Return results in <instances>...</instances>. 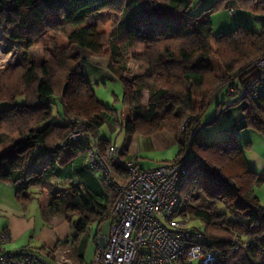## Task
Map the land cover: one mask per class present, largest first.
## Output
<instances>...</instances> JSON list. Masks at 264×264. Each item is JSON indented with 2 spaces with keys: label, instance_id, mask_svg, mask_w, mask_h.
Returning a JSON list of instances; mask_svg holds the SVG:
<instances>
[{
  "label": "trees",
  "instance_id": "trees-1",
  "mask_svg": "<svg viewBox=\"0 0 264 264\" xmlns=\"http://www.w3.org/2000/svg\"><path fill=\"white\" fill-rule=\"evenodd\" d=\"M192 5L193 0H0V41L19 51L0 69V103L7 104L0 105V180L15 185L20 202L36 194L51 212L68 220L69 213L78 214L74 245L97 220L111 221L116 197L106 207L80 194L78 184L52 182L79 143L87 146L97 138L105 156L111 142L101 140L98 130L109 108L97 99L83 68L91 57H110L109 69L124 90L121 156L126 158L135 133H172L179 149L172 162L189 147L192 160L201 161L179 184L172 217L193 214L204 220L202 243L219 253L214 264H264V206L254 192L264 174L245 155L250 143L239 145L234 133L214 143L198 140L201 118L223 87L235 98L228 107L243 112L239 128L264 135V90L253 96L255 88L264 89V70L256 66L264 58V22L259 30L238 24L215 35L211 18L223 9L264 16V0H216L198 14H192ZM35 48L41 55L30 58ZM245 74L250 75L243 80ZM250 82L241 97L238 86ZM53 98L62 102L64 119L85 122L79 142H65L66 120L51 119ZM111 172L123 181L121 166H111ZM77 193L90 215L78 208ZM215 200L230 215L219 212ZM29 251L52 256L43 247ZM74 262L83 263L77 257ZM179 264H188L186 256Z\"/></svg>",
  "mask_w": 264,
  "mask_h": 264
},
{
  "label": "built area",
  "instance_id": "built-area-1",
  "mask_svg": "<svg viewBox=\"0 0 264 264\" xmlns=\"http://www.w3.org/2000/svg\"><path fill=\"white\" fill-rule=\"evenodd\" d=\"M17 46L0 41V68L13 63L18 57ZM264 70V58L256 65ZM254 82L237 88L244 97ZM254 89L253 96L263 92ZM65 142L76 143L86 134L85 122L71 116ZM184 128V126H182ZM95 138L88 147V163L102 171L115 192L108 234L97 239L96 252L89 263L74 262L65 255L45 258L33 251L9 252L4 245L10 240L9 232L0 229V264H179L186 256L187 263L214 264L219 255L202 243L199 228L188 229V217H172L179 205L178 186L201 161H193L191 148L175 162L162 163L154 168L141 169L134 159L123 158L116 143H110L105 156ZM121 166L123 181L111 172V166Z\"/></svg>",
  "mask_w": 264,
  "mask_h": 264
},
{
  "label": "crops",
  "instance_id": "crops-1",
  "mask_svg": "<svg viewBox=\"0 0 264 264\" xmlns=\"http://www.w3.org/2000/svg\"><path fill=\"white\" fill-rule=\"evenodd\" d=\"M235 11H229V13L233 14ZM211 18L213 19V15ZM263 22L264 17L262 18L260 25H262ZM222 33H224V31L220 32L218 35ZM213 34L215 33L213 32ZM111 61L110 57H91L88 60L83 68V73L91 86L92 80L96 78H109L110 80L116 78L109 69ZM123 61L125 63L128 62L126 58H123ZM249 75L250 74H245L243 80L248 79ZM261 84L264 87V75L261 78ZM97 99L105 106L107 105L98 97ZM233 99L235 98L226 96L225 87L217 92L211 103V108L207 110L201 118V128L198 134V140L200 142L214 143L224 138L227 134L234 133L236 142L240 145L237 136H240V134L245 131L244 129L239 128L243 122V112L239 108L228 107ZM213 106L215 110L212 109ZM106 107L109 108L108 106ZM110 110L111 109L109 108V111L105 114V121ZM214 112L215 117L213 118L214 114L212 115V113ZM221 116H225L224 121H220ZM64 118L65 117L63 116L61 121H57L52 107L51 119L53 121L65 123L66 119ZM218 121L223 122L220 125H224L223 132L220 131L215 136H205L203 130L205 131L206 126ZM113 122H120V127H122L123 120L121 115L118 120L114 119ZM120 134L121 128L119 136ZM251 137L252 138H249L251 140L245 141V143L248 142L251 145V149L246 150L245 155L250 165L256 171L258 170L255 167L262 169V173L264 174V137H258L259 141L263 142L262 144L255 138V135L251 134ZM254 138L257 141H253ZM109 140L111 143H119L116 139ZM255 142L260 144V149L255 145ZM120 144H124V138L119 145ZM167 148L172 149L174 157L172 160H165L162 163L172 162L179 150L175 136L167 130L156 131L148 135L135 133L128 141L126 158L134 159L137 166L141 169H150L154 168L153 164L151 166L148 159L142 156V154L157 149L165 150ZM57 173L56 177L52 179L53 183L71 182L78 184L80 194L86 198L90 197L99 205L109 207L113 197H115V192L111 185L106 181L104 173L89 165L87 146L84 143L78 144L75 154L67 160L66 166L59 169ZM262 183L264 184V181L257 185L259 186ZM255 187L254 192L264 206V192L257 194ZM15 191L16 187L14 184L0 180V229L7 230L10 235V240L4 246L5 250L18 252L22 249L35 250L43 247L45 250L51 252L52 259L65 255L73 261L76 257L77 259L80 258L83 263H89L92 261L96 250L97 239L99 237L103 238L108 234L110 220L101 223L97 220L89 227L90 230H96L94 234V245L91 250L92 258L89 259L87 256L89 252L87 247L88 242L81 245H79V243L74 245L71 240L72 236L75 234L73 224L77 220L78 214L69 213L67 216L70 220H68L65 215L51 212L47 207H44L37 200L36 194L35 197L33 196L32 200L20 202L16 199ZM33 191L35 192L36 189L34 188ZM80 194H75V198L78 201V208L84 210V208H82L84 205L80 200ZM88 207L84 210L85 213L89 210ZM92 215L93 217H97L96 214ZM106 224L108 225L106 229L107 232H103ZM238 264H241V260Z\"/></svg>",
  "mask_w": 264,
  "mask_h": 264
},
{
  "label": "rangeland",
  "instance_id": "rangeland-1",
  "mask_svg": "<svg viewBox=\"0 0 264 264\" xmlns=\"http://www.w3.org/2000/svg\"><path fill=\"white\" fill-rule=\"evenodd\" d=\"M215 1L216 0H193V5H192V9H191L192 14L200 13L204 8L211 6V4H213ZM263 17H264L263 15H258V14L248 12V11H244V10H237L233 14L229 13V10H227V9L219 10L213 14V19H212L213 24H214L213 32L216 35H218L220 32L229 31L230 29H232L234 26H237L238 24H244L252 30H259L261 27L260 24H261V20ZM40 55H41V50L38 48L32 49L28 53V56L30 58H37ZM0 69H3V68H0ZM91 87H92L94 93L96 94V96L100 100H102L105 104H107L106 106H108L111 109L108 116H107L105 123L98 130L99 138L101 140H109V139L115 140L116 139L119 143H121L122 139L125 137V134L123 132L122 127H120V122L114 123L113 120L114 119L118 120V118L121 115L123 96H124L123 85L121 84V82L117 78H114V80H110L109 78H101V79L96 78V79L92 80V86ZM52 100L55 102L54 104H52V107H53L54 113H55V119L57 121H59V120L61 121V119L64 116L63 104H62V102H60V100L58 98H53ZM234 100L235 99H233L232 103L234 102ZM0 105L6 106L7 104L6 103H0ZM210 108H211V105L209 106V108L207 110H209ZM212 109L215 110L214 106L212 107ZM57 112H58V114H57ZM212 115L214 118L215 112L212 113ZM224 119H225V116H221L220 121H224ZM220 121L215 122V123H211L210 125L206 126L205 131L203 130V133L205 134V136H209V135L215 136L218 132H220V131L223 132L224 125L220 126L223 123ZM120 128H121V134L119 136ZM244 130L245 131L242 132L240 134V136L239 135L237 136L238 141H240V145H243L245 143V141L251 140V139H249V138H252L251 134L255 135V138L258 141H259L258 137H264V135L260 136L262 134L256 132L255 130H252V129H244ZM255 138L253 141H257V140H255ZM259 142L261 144L263 143L261 141H259ZM119 143H117V146L119 147V149H122L123 145L122 144L119 145ZM255 145H257L260 149V144L255 142ZM142 156H144L148 159V162L150 163L151 166L153 164V166L156 167V166L160 165L165 160H172V158L174 157V154L172 153V149L167 148L165 150L157 149V150L149 151V152L142 154ZM255 168H257L258 173L263 174L262 169H260V168L258 169V167H255ZM189 176H191V174H189L188 177ZM190 179H191V177H190ZM191 181H192V179H191ZM255 189H256L257 194L264 192V184L262 183L259 186L256 185ZM191 191L193 193L196 192V190L194 188ZM213 203L218 208L219 212L226 213V214L230 215L228 212L229 210H227L226 205L223 202L215 200ZM86 214L90 215L89 211ZM187 216H188V229L194 230V229L199 228L202 232V238H204L205 227H206V223L204 222V220L201 219L200 217L193 215V214H188ZM107 227H108V225L106 224L103 232H107V230H106ZM95 231L96 230H90V229L87 230L80 237V239L78 241L79 245L85 244V242H88L87 247L89 249V252H88L87 256L89 259L92 258V251L91 250H92L93 245H94V238L93 237H94ZM241 257H243V256H241ZM193 264H199V262L194 261Z\"/></svg>",
  "mask_w": 264,
  "mask_h": 264
}]
</instances>
